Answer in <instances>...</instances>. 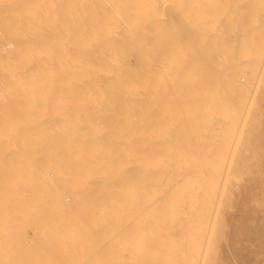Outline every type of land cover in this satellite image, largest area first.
Returning <instances> with one entry per match:
<instances>
[{
	"label": "bare ground",
	"instance_id": "bare-ground-1",
	"mask_svg": "<svg viewBox=\"0 0 264 264\" xmlns=\"http://www.w3.org/2000/svg\"><path fill=\"white\" fill-rule=\"evenodd\" d=\"M97 1L0 0V264H194L211 237L230 140L197 128L245 82L236 43L187 33L200 2Z\"/></svg>",
	"mask_w": 264,
	"mask_h": 264
},
{
	"label": "rangeland",
	"instance_id": "rangeland-1",
	"mask_svg": "<svg viewBox=\"0 0 264 264\" xmlns=\"http://www.w3.org/2000/svg\"><path fill=\"white\" fill-rule=\"evenodd\" d=\"M181 1L182 4L185 3L186 5L187 0ZM204 1L192 0L190 4L188 3L190 7H192L191 4L193 2H195V4L200 2L199 6L201 5V8L198 10L197 5H195L196 9H193L194 7L189 9L192 11L196 10L193 16L198 14L197 17L199 19L196 17V21L200 24L193 22L194 26L198 24L195 27L198 28L195 30L194 26H191L195 31L193 32L190 28L192 31L190 32L189 30L187 33H190V35L191 33L197 35V32H204L205 34L211 33V31L208 32V29L211 28L213 30L212 32L218 35L219 32L222 31L219 34L221 37L219 35L217 36L218 41L220 37V40L222 39L221 42L224 40L225 44L235 45L236 43L233 47L235 51L231 53L234 58H231V61H234L231 62V66L234 67L231 68L230 66V68L232 71V69H235L239 65L241 67L239 66V68L234 70L236 75L234 73L235 76L233 77L238 80L243 77L241 79H244L245 82L241 83L243 87L239 86L241 90L243 89L242 91L236 92L239 89L233 87V89L229 91L230 97L224 101L217 99V103L215 102V104H213L214 109L210 111L212 116L206 117L205 125L203 126L202 124L198 126L200 129L197 128V132H200V134L206 131L212 133V135L213 133H217L219 136L220 133H223V137L229 138V143L222 142L224 146H220L219 152L207 155V157H213L212 159L202 160V162H226L229 164L227 165L225 163V166L227 167L230 165L229 169L231 168V170L225 168L226 170H223L221 176L217 177L215 180L216 186L212 196L214 197V205L212 204L214 209H212L215 211L216 216L214 219L213 215L212 219L216 222L214 223L213 221L214 228L212 227L213 231L211 229V237L209 236L207 243H204L207 247L203 244V248L205 247L206 249L200 248L205 251L204 255V251L202 252L201 250L203 256H200V258L203 259L201 260L199 258L198 262L197 257L196 261L198 264H215V262H219V264H264V0H206L208 4ZM100 2H102V0L97 1L98 4ZM169 2L172 3L174 0L160 1L159 6L152 8L148 17L143 18L167 17L169 10H173L171 7L178 3L175 2L174 5L170 3L172 5L170 7ZM179 4H181V2L178 3V5ZM189 5L185 7L183 5L181 6L186 8ZM192 5L194 6V4ZM176 6L177 5H175V7ZM77 7L78 5L76 8ZM179 7L177 6L176 10H178ZM182 7L178 11H181ZM191 14H188V16L190 15V23L194 20L191 19ZM246 15L248 17H246ZM79 17L81 19V21L78 22L80 25H84L86 22L98 27L100 26L101 20H106L113 16L110 12H107L102 16L96 15V19H90L89 14H86L83 18L82 16ZM203 17L207 20H200L204 19ZM188 18L183 16L181 20H188ZM113 19L115 18L113 17L112 20ZM186 20L181 23L179 22L177 26L178 29L188 28L185 27L186 24H183ZM204 21L210 23V26H207L208 29H205L206 22L204 23ZM158 24L159 23L153 22L150 26H156ZM193 24L191 23L190 25ZM111 25L112 23H109V25L105 24L106 27H110ZM170 28L167 29L169 32L166 30L168 39H166V37L165 39L168 41L172 39L170 34L177 29L175 27H172L174 30ZM202 28H204V30ZM180 29L175 31L180 32ZM153 31V33H155L157 30L155 31L153 29ZM175 31L174 34L171 35L175 36L177 33ZM168 33L170 34L168 35ZM181 33L184 32L181 31ZM187 33L185 31L184 34ZM198 34L203 35L202 33ZM227 38L229 39L227 40ZM220 55L221 54H219V57H222V55ZM242 57H244V59ZM249 79L252 81L251 84L249 83ZM200 106H204L203 101ZM227 106L232 109V112H230L231 114L220 112L221 107L225 110ZM170 114L168 120H171ZM153 122L154 124L156 123V121ZM192 122L196 123L197 120L192 119ZM215 143L216 142H213L212 145H216ZM218 145H221V143ZM222 149H226L227 151L225 150L226 152L222 153L223 151L220 152ZM214 170L217 172L216 165H213L211 168L212 172ZM149 245L150 244H147V246ZM129 253L131 252H125L124 256L120 258L121 260L117 257L115 262L118 261V263L121 264H138L137 261L135 262L138 255L133 252L130 256ZM134 253L137 257L136 259L134 257L135 255L133 256L134 258L132 257ZM125 256L126 258L124 259ZM118 263L116 262V264Z\"/></svg>",
	"mask_w": 264,
	"mask_h": 264
},
{
	"label": "snow or ice",
	"instance_id": "snow-or-ice-1",
	"mask_svg": "<svg viewBox=\"0 0 264 264\" xmlns=\"http://www.w3.org/2000/svg\"><path fill=\"white\" fill-rule=\"evenodd\" d=\"M215 264H219V262H215Z\"/></svg>",
	"mask_w": 264,
	"mask_h": 264
}]
</instances>
